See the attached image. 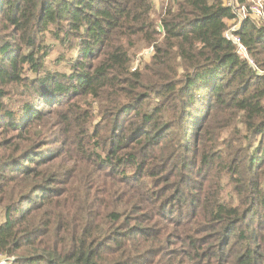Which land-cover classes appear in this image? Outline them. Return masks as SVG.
<instances>
[{
  "label": "trees",
  "instance_id": "obj_1",
  "mask_svg": "<svg viewBox=\"0 0 264 264\" xmlns=\"http://www.w3.org/2000/svg\"><path fill=\"white\" fill-rule=\"evenodd\" d=\"M155 3L0 0L13 264H264V77L224 0ZM254 21L237 34L264 71Z\"/></svg>",
  "mask_w": 264,
  "mask_h": 264
},
{
  "label": "built area",
  "instance_id": "obj_2",
  "mask_svg": "<svg viewBox=\"0 0 264 264\" xmlns=\"http://www.w3.org/2000/svg\"><path fill=\"white\" fill-rule=\"evenodd\" d=\"M224 2L226 5L230 6L234 12H236L237 19L244 18L242 19L243 21H246L247 19L258 21L264 20V0H247V4L244 5L240 4L238 0H224ZM237 19L231 22H235ZM242 24L243 22L240 23V27H237L236 25L233 27L229 26L224 33V39L235 47L236 54L239 58L247 61L260 76L264 77V71L258 69L254 64L241 36L237 34L241 30Z\"/></svg>",
  "mask_w": 264,
  "mask_h": 264
},
{
  "label": "rangeland",
  "instance_id": "obj_3",
  "mask_svg": "<svg viewBox=\"0 0 264 264\" xmlns=\"http://www.w3.org/2000/svg\"><path fill=\"white\" fill-rule=\"evenodd\" d=\"M170 0H155V19H157L159 21V19H161L162 16V10L166 7L167 3H169ZM164 14V13H163ZM241 19H237V21L235 22H229V26L233 27L234 25H236L237 27H240V23L243 22L245 23V21H243ZM254 22H257L256 20ZM260 23V22H257ZM243 26V24H242ZM154 54V50L152 48H148L143 50L139 56H137V58L135 59V65L137 66L138 64L142 63V62H150L152 56ZM259 75V74H258ZM4 217L3 215L0 213V224L3 222ZM14 260L12 259H7L4 256H0V264H13Z\"/></svg>",
  "mask_w": 264,
  "mask_h": 264
}]
</instances>
